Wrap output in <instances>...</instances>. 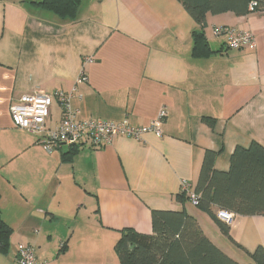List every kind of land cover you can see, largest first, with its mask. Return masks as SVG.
Returning <instances> with one entry per match:
<instances>
[{
    "label": "crops",
    "instance_id": "crops-1",
    "mask_svg": "<svg viewBox=\"0 0 264 264\" xmlns=\"http://www.w3.org/2000/svg\"><path fill=\"white\" fill-rule=\"evenodd\" d=\"M41 1L0 0V213L12 231L0 264H16L19 243L47 264H118L122 231L151 234L152 210H184L226 255L250 263L264 247V214H233L229 239L179 194L182 181L197 183L206 150L227 171L236 146L264 147V12L207 15L211 53L197 57L200 26L179 0H80L73 18ZM215 27L250 30L255 45L229 50ZM82 68L87 80L76 82ZM73 86L78 119L145 126L165 107L162 136H118L71 154L13 126V101ZM61 117L54 98L48 125Z\"/></svg>",
    "mask_w": 264,
    "mask_h": 264
},
{
    "label": "trees",
    "instance_id": "trees-1",
    "mask_svg": "<svg viewBox=\"0 0 264 264\" xmlns=\"http://www.w3.org/2000/svg\"><path fill=\"white\" fill-rule=\"evenodd\" d=\"M188 14L200 26L194 31L193 54L206 57L211 51L203 28L207 15L233 12L246 15L250 0H179ZM80 0H43L38 5L61 17H74ZM256 10L264 12V0H257ZM70 153L77 151L70 147ZM216 152L206 150L195 191L199 195L197 207L209 213L221 233L229 236V225L217 218L213 207L235 215L264 214V147L257 142L244 148L236 146L227 171L214 167ZM186 198L179 194L180 202ZM151 234L124 229L116 248L118 264H241L220 250L202 232L196 220L184 210H152ZM11 228L0 213V252L5 253ZM251 262L264 264V247L250 253Z\"/></svg>",
    "mask_w": 264,
    "mask_h": 264
},
{
    "label": "built area",
    "instance_id": "built-area-1",
    "mask_svg": "<svg viewBox=\"0 0 264 264\" xmlns=\"http://www.w3.org/2000/svg\"><path fill=\"white\" fill-rule=\"evenodd\" d=\"M257 0H250L248 11L256 12ZM225 35V45L229 50H240L254 47L255 41L250 30L230 27H215L213 35ZM82 65L92 62L91 57H84ZM86 74L81 69L77 81H86ZM77 94V87L73 86L69 92H54L52 94L36 92L21 96L10 104L9 112L12 124L19 129H25L38 135V141L45 148L80 147L88 144L89 147H103L111 144L118 136L130 137L141 140L146 133L162 136L161 124L167 116L165 107L145 126H135L126 119L120 122L106 121L100 118L78 119V111L71 107V99ZM56 98L62 107V117L55 127H50V107ZM181 191L193 205H198L199 195L195 186L187 181H182ZM218 219L230 223L233 213L227 210L216 212ZM16 264H47L44 259L38 258L35 248L30 244L19 243L16 247Z\"/></svg>",
    "mask_w": 264,
    "mask_h": 264
}]
</instances>
